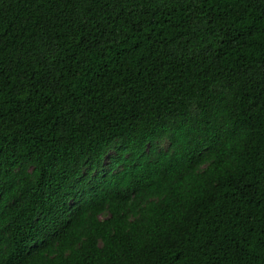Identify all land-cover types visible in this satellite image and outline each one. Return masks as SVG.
Instances as JSON below:
<instances>
[{
    "label": "trees",
    "instance_id": "1",
    "mask_svg": "<svg viewBox=\"0 0 264 264\" xmlns=\"http://www.w3.org/2000/svg\"><path fill=\"white\" fill-rule=\"evenodd\" d=\"M0 264H264V0H0Z\"/></svg>",
    "mask_w": 264,
    "mask_h": 264
}]
</instances>
